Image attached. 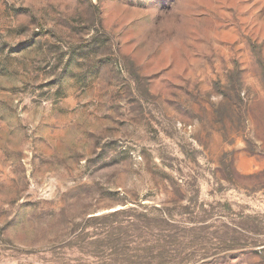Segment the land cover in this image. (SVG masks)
Masks as SVG:
<instances>
[{"label":"rangeland","instance_id":"1","mask_svg":"<svg viewBox=\"0 0 264 264\" xmlns=\"http://www.w3.org/2000/svg\"><path fill=\"white\" fill-rule=\"evenodd\" d=\"M0 264H264V0H0Z\"/></svg>","mask_w":264,"mask_h":264},{"label":"trees","instance_id":"2","mask_svg":"<svg viewBox=\"0 0 264 264\" xmlns=\"http://www.w3.org/2000/svg\"><path fill=\"white\" fill-rule=\"evenodd\" d=\"M126 211V209H121V210H117L116 212L112 213V215H118V214H122Z\"/></svg>","mask_w":264,"mask_h":264},{"label":"water","instance_id":"3","mask_svg":"<svg viewBox=\"0 0 264 264\" xmlns=\"http://www.w3.org/2000/svg\"><path fill=\"white\" fill-rule=\"evenodd\" d=\"M125 205V204H124Z\"/></svg>","mask_w":264,"mask_h":264}]
</instances>
